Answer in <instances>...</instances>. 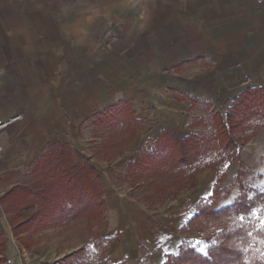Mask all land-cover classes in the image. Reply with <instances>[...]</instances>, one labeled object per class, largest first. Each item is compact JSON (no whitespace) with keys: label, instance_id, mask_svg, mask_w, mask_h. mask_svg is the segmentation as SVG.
Masks as SVG:
<instances>
[{"label":"crops","instance_id":"crops-1","mask_svg":"<svg viewBox=\"0 0 264 264\" xmlns=\"http://www.w3.org/2000/svg\"><path fill=\"white\" fill-rule=\"evenodd\" d=\"M73 1L38 0L35 8V0H0V121L20 118L0 130V198L50 145L74 146L85 123L118 102L138 104V149L148 133L188 136V104L174 92L220 109L247 88H264V0ZM174 69L202 73L162 76ZM195 178L186 195L153 213L107 189L121 236L109 264L176 256L180 229L211 195L216 173Z\"/></svg>","mask_w":264,"mask_h":264},{"label":"rangeland","instance_id":"rangeland-1","mask_svg":"<svg viewBox=\"0 0 264 264\" xmlns=\"http://www.w3.org/2000/svg\"><path fill=\"white\" fill-rule=\"evenodd\" d=\"M73 2L76 3L77 0ZM37 4L38 0H35V8H38ZM201 73L190 72L187 69L186 71L174 69L170 74L162 76L178 75L192 78ZM174 98L178 101H186L188 104L187 108L182 111L185 132L188 135L196 134L205 138H209L215 131L213 128L215 115L219 114L225 121L227 109L230 106L228 104L220 105V109L213 108L211 103L202 98L185 100L177 92H174ZM127 102L129 103L128 109L134 112L136 119L138 104L134 101ZM120 103L109 107L108 109L111 110L106 113V116L97 118L95 121L93 119L87 121L80 129L81 133L76 138L75 145L70 147V144H67L71 151L84 156L87 161L84 163L88 167H93L96 174L101 177L102 188L97 190L98 195L96 194L98 201L102 200L100 206H93L95 199L90 198L91 187H96V185L88 183L83 173L81 175L78 173V181L66 190L61 179L55 178L47 182V179L44 181L43 178L28 173L29 169L24 170L16 177L14 184L21 188H31L33 193H40V191L47 193L48 190L53 197L52 202H56V208L55 210L50 206L48 208L47 204H42L43 202H37L29 208L25 201V205L21 206L24 211L19 212L11 210V203L0 202V238L4 242L1 264H109V249L120 242L121 236L115 231V222L110 216V209L106 202L107 189L115 191L144 211L158 212L168 203L175 202L176 199L193 189L196 186V174L204 171L205 167L215 165L219 172H225V175L217 186V192L224 196L212 208L213 212L234 206L241 191L248 200L255 194L264 192V131H262L264 127L233 156L220 152L218 154L209 152L188 168H176L170 163L163 172L158 174L144 172L140 175L139 173L128 175V165L132 162V157L141 152L146 145L148 148L145 153L154 154L157 146L153 142L158 137L148 133L142 146L134 149L133 144L142 123L126 125L125 118L128 109L124 111ZM136 129L138 131L133 135ZM148 140H152V143L148 144ZM60 162L61 166H64L63 159ZM121 165L123 167L120 169ZM57 168L59 166L53 169L57 171ZM193 182L195 186L189 188ZM33 201L38 200L34 198ZM197 204L192 209L190 219L196 214ZM78 205L85 206V208L77 213L76 210L74 212L69 210L70 207L78 209L80 207ZM262 218H264V213ZM238 221L239 217L228 215L222 216L213 225L219 226L220 223L227 222L235 226ZM188 222L180 229V233L184 236L185 246L206 256L208 244L201 239L198 233L186 229ZM259 246L260 254L264 255V239L260 238ZM17 249H23L27 253L25 262L16 252Z\"/></svg>","mask_w":264,"mask_h":264},{"label":"trees","instance_id":"trees-1","mask_svg":"<svg viewBox=\"0 0 264 264\" xmlns=\"http://www.w3.org/2000/svg\"><path fill=\"white\" fill-rule=\"evenodd\" d=\"M124 111L128 109L129 103L121 102ZM128 105V106H127ZM111 109H106L97 114L93 121L97 118L106 116V113ZM126 125L140 124L134 117V112L129 108L126 111ZM264 127V88H247L239 92L230 103L225 116V121L217 114L213 120V128L215 131L209 138L199 137L196 134H190L185 138H178L171 135L167 131L161 132L158 138L153 142L157 146L154 154L145 153L148 148L146 145L143 150L132 157V162L128 165V175L144 172L158 174L163 172L168 164L176 168H188L197 162L203 155L214 152L223 153L233 156L237 150H240L248 142L253 139L257 133ZM137 129L133 135L137 133ZM147 143H152L148 140ZM59 150V151H58ZM58 151V152H57ZM58 157L55 158L54 156ZM73 156V157H72ZM73 158V159H72ZM61 159L64 166H61ZM75 159V160H74ZM149 159V160H148ZM85 158L79 153L71 151L67 145H60L54 142L49 146L47 152L42 156L32 167L30 174L35 177H41L45 181L61 179L64 186L67 188L78 181V173L84 174L88 183L96 185L91 187V197L95 199L93 206H100L102 200L98 201V191L102 188V179L96 174L93 167H88L84 163ZM87 162V161H86ZM58 167V170L52 168ZM216 172L217 180L214 184V189L207 199L201 200L196 206V214L190 219L186 225L188 231H193L201 236V239L208 244L206 256L196 252L193 248L185 246L184 241L179 246L180 250L176 256H168L166 264H264V255H261L259 250V240L264 239V230L260 228L259 221L253 216L257 213L261 218L264 213V192L257 193L249 200L242 194L239 195L237 203L229 208L221 209L219 212H213L212 208L218 204L220 195L217 192V186L221 183L225 172L220 173L215 165L205 167ZM73 171H70L72 170ZM91 177L92 180L90 179ZM195 186V182L190 184L189 188ZM31 188L15 186L0 198L1 203H11V210L19 212L24 211L21 206L27 202V207H32L37 202L48 205L55 210L56 206L51 193L40 191L33 193ZM27 198L24 199V197ZM19 197V199L17 198ZM34 198L38 201H33ZM26 201V202H25ZM25 202V203H24ZM80 205H78L79 207ZM85 206H80L78 209L70 207L71 212H81ZM78 210V211H77ZM241 217L244 216L243 222L239 221L235 226H231L227 222L220 223L219 226H214L213 223L219 221L222 216ZM52 218V216H51ZM54 222V221H52ZM22 226V225H21ZM17 228V227H16ZM216 228V229H215ZM219 228V229H217ZM1 231V228H0ZM18 235L17 233H15ZM4 250V242L0 238V264L2 263Z\"/></svg>","mask_w":264,"mask_h":264},{"label":"built area","instance_id":"built-area-1","mask_svg":"<svg viewBox=\"0 0 264 264\" xmlns=\"http://www.w3.org/2000/svg\"><path fill=\"white\" fill-rule=\"evenodd\" d=\"M20 118L15 117L12 119H8V121H0V130H3L5 128H7L9 125H11L12 123L16 122L17 120H19ZM2 154V149L0 148V156ZM20 257H22L23 259H25L26 257V253H24V251L22 249H17L16 251Z\"/></svg>","mask_w":264,"mask_h":264},{"label":"snow or ice","instance_id":"snow-or-ice-1","mask_svg":"<svg viewBox=\"0 0 264 264\" xmlns=\"http://www.w3.org/2000/svg\"><path fill=\"white\" fill-rule=\"evenodd\" d=\"M253 216H255V218L259 221L260 228L264 230V218H261L257 213H253ZM239 219L241 222H243L245 217L241 216Z\"/></svg>","mask_w":264,"mask_h":264}]
</instances>
